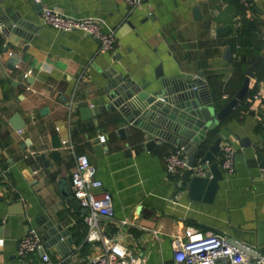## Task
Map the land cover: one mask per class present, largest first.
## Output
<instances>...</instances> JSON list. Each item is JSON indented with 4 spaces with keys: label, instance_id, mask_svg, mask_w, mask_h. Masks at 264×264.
I'll return each instance as SVG.
<instances>
[{
    "label": "crops",
    "instance_id": "crops-1",
    "mask_svg": "<svg viewBox=\"0 0 264 264\" xmlns=\"http://www.w3.org/2000/svg\"><path fill=\"white\" fill-rule=\"evenodd\" d=\"M249 3L244 17L255 22L256 33L250 46L236 50L230 43L240 20L226 0H143L129 14L121 0H0L2 11L17 13L28 25L15 32L0 20V170L7 180L0 178V264H40L38 253L19 259L15 250L28 225L42 239L36 222L42 215L64 233L54 244L51 237L42 239L51 259L86 264L100 251L99 242L84 240L86 211L69 191L74 154L87 157L111 196L112 218L97 220L101 233L142 255L144 264H169L170 240L185 226L218 233L231 246L245 245L264 257V195L258 175L264 150H257L264 146V0ZM194 7L198 19L192 16ZM43 8L100 20L104 29L114 30V50L98 52L97 42L81 32L44 25L39 18ZM225 25L230 29L224 35H212ZM225 47L230 61L222 57ZM251 63L246 94L215 130L234 147V166L223 172L216 164L220 179L209 200L202 198L204 192L192 198L187 173L180 181L164 175V155L174 146L164 142L140 149L142 132L126 126L109 106L105 88L110 77L120 74L138 85L153 82L160 65L167 78L201 72L218 110L237 91ZM255 92L259 95L253 99ZM14 115L23 123L20 132L9 123Z\"/></svg>",
    "mask_w": 264,
    "mask_h": 264
},
{
    "label": "water",
    "instance_id": "water-1",
    "mask_svg": "<svg viewBox=\"0 0 264 264\" xmlns=\"http://www.w3.org/2000/svg\"><path fill=\"white\" fill-rule=\"evenodd\" d=\"M0 16L4 27L12 31L17 32L20 27L23 29L28 27L17 13L0 9ZM192 16L194 19L200 17L197 7L192 9ZM229 29V25L216 28L212 35L216 38L221 37ZM222 57L226 61L231 60L228 47H225ZM252 69L253 64L251 63L244 70V77L237 91L218 110L215 109L214 102L202 79V73L199 71L194 75L180 73L167 78L163 77L160 65H157L153 82L147 81L138 85L130 80L125 81L120 74H117L110 77L105 89L109 93V106L119 112L125 125L142 132V141L137 139L140 149L149 150L155 144L164 142L182 148L187 165L189 167L197 165L203 171L202 176H191L188 179V191L195 199L204 192L202 198L209 200L216 189V181L220 179V171L212 160L217 155L219 143L223 139L215 130L225 115L246 94L249 78L253 75ZM82 111L85 114L88 113L87 109ZM92 113L96 114L97 109H92ZM9 123L16 130L23 127V123L16 115ZM117 133L120 139L126 138L124 128L118 129ZM137 136L132 134L134 138ZM210 137L214 138L210 140ZM125 148L124 153L128 154L127 145ZM134 153H137V150ZM61 195L65 197L66 191L63 190ZM36 222L42 226V239L51 237L52 244L61 242L64 233L60 225L53 226L43 215L38 217ZM262 237L263 232L260 233V240ZM66 241L69 243V239ZM234 244L238 251L264 264V258L256 251L245 245Z\"/></svg>",
    "mask_w": 264,
    "mask_h": 264
},
{
    "label": "built area",
    "instance_id": "built-area-1",
    "mask_svg": "<svg viewBox=\"0 0 264 264\" xmlns=\"http://www.w3.org/2000/svg\"><path fill=\"white\" fill-rule=\"evenodd\" d=\"M38 3L39 0H33ZM125 13L129 14L143 0H121ZM245 9L249 0H237ZM41 23L60 32L78 31L97 42L98 52H112L115 47L113 29H104L102 22L96 18H74L55 9L43 8L39 12ZM1 30V26H0ZM259 92L251 98L255 99ZM223 98L225 96H222ZM72 99V98H71ZM67 102V113L70 116L72 100ZM260 126L264 132V111L260 117ZM18 132L21 129L17 130ZM103 141L102 136L99 137ZM257 150H264L259 145ZM234 147L225 140L219 143L217 166L223 172H230L234 166ZM164 175L168 178L181 180L186 173L191 176H202L203 171L197 165L189 167L181 147H174L164 155ZM258 175L263 183L264 195V164L258 165ZM0 178L7 182L4 170H0ZM69 191L71 197L80 208L85 209L83 222L86 226L84 240L99 242L100 251L89 257L86 264H144V257L130 252L117 237H108L101 233L98 218L111 219V196L102 189L100 181L95 177V168L85 155H73V168L69 174ZM3 222V221H1ZM155 233V232H154ZM172 255L169 264H261L260 260L238 251L228 244L224 236L200 231L185 226L182 232L170 240ZM16 256L23 259L29 255L39 254L40 264H69L64 257L51 259L44 251L40 233L31 225L26 227L22 237L16 242ZM264 258V257H263Z\"/></svg>",
    "mask_w": 264,
    "mask_h": 264
},
{
    "label": "trees",
    "instance_id": "trees-1",
    "mask_svg": "<svg viewBox=\"0 0 264 264\" xmlns=\"http://www.w3.org/2000/svg\"><path fill=\"white\" fill-rule=\"evenodd\" d=\"M228 5L233 9L234 15H237L240 20L239 27L233 31L232 40L234 43H230V47H234L236 50L245 46H250L253 42V35L256 33V25L253 20L245 19V9L238 3L237 0H226ZM233 44V45H232Z\"/></svg>",
    "mask_w": 264,
    "mask_h": 264
}]
</instances>
